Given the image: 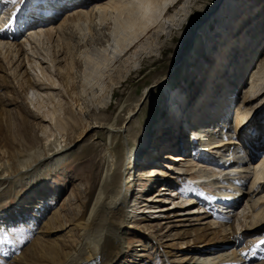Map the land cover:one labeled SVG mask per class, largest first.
<instances>
[{"label":"bare ground","instance_id":"obj_1","mask_svg":"<svg viewBox=\"0 0 264 264\" xmlns=\"http://www.w3.org/2000/svg\"><path fill=\"white\" fill-rule=\"evenodd\" d=\"M91 1L93 0L79 1L71 11L66 10L69 12L65 14V17L59 23L57 19L61 13L58 10L53 17L45 20L44 24L33 23L32 25L39 27L40 33H37V35L47 37L50 44L58 38L57 44L53 47L50 60V68L54 69L58 80L56 82L47 78L48 82H42L40 85L44 86V90L47 91L58 89L69 100L62 104V99L56 94V97L61 101L55 102L52 110L47 111L45 114L46 118L50 117L52 123L44 127H38V130L41 132L46 133L47 128L50 131L47 130L48 133H46L43 139H40L36 132L34 133V127L33 129L32 127H22L25 131L26 128L27 130L29 128L33 132L27 133V138H30V141L33 140L34 143L32 146L25 147L23 149L24 153L6 166L0 163V186H24L40 176L45 170L51 169L55 171L59 164L67 159L68 156H71L75 149H78L81 141H86L84 139L86 135L85 131L90 130L93 133L92 135L98 131H102L105 133L106 141L101 145L99 142L89 140L93 148L103 146L105 154L100 158L98 163H94L93 157L88 159L89 164L91 163V169L93 164H95L96 170H92V172L90 170V173H85L82 178L83 183H85L83 185H76L72 194L66 199L71 204H77L79 208L67 209L61 207L53 210V214L44 222L43 231H40L42 234L39 235L37 243L32 246L30 251H33L32 253L35 254L38 248L39 250L43 249L45 251L43 258L45 264H126L123 261L120 263V261L122 258H128L131 253L130 251L134 250L136 252V246L139 249L133 255L137 258L138 262L134 264L146 263L144 259L148 255V252L144 253L146 247L157 249L164 256L163 260L165 264H264V249L261 246L264 239L259 238L262 236V230L264 229V136L259 137L260 139L258 140L253 137L255 145H252L254 147L252 156H250L252 153L247 156L244 155L248 153L244 148L246 145L242 139V136H245L244 132L240 133V130H227V133L231 132L233 134L232 140H224L220 136L221 131L225 127L226 129L229 127L228 120L234 117V112H237L236 116L241 115V119H243L258 106L255 102H248L247 98L251 94L257 98V95L254 93L264 90V28L261 29L259 27L255 37H250L241 46H238V43L241 42L240 39L246 34L247 30H243V35H241L242 32L238 31V29H236L237 32L235 31L236 26L240 24L244 15V13L239 14L240 12L238 13L235 10V12L233 11L234 14L232 13L230 16L231 23L229 24L232 29L229 42H224L226 46L223 45L225 46L223 50L221 49V40L218 44L213 43L211 45V48L215 51V58L211 60L210 72L217 67L215 65L217 61V64L220 63L219 59H221V63L232 60V63H235V66H237H233L236 68L235 71H239L235 72L237 75L245 74V72L252 70V68L254 69L252 81L245 85L244 98L242 97L239 100V98L235 97L234 88L236 85L231 81V78L223 75L225 68L228 69V63L226 66H223L224 68L221 67L223 71L222 73L220 72L221 77L216 82L219 85L214 88L213 96H210L198 114L194 116L184 113L194 104V101L180 95L177 97L180 102H173L175 106V110L173 109L175 111L174 115L176 114L172 116L176 118L173 127H167L166 131L162 130L165 132L162 136L163 138L170 139L172 142L175 141V143L180 142L182 148H186L189 145L187 133H194L195 136H198L199 142L202 138L199 144L210 149V155H208L210 157L213 154L222 155L224 158L228 157L224 156L219 149L224 143L231 144V146L233 144L240 151L241 149L243 150L244 153L242 155L248 158V160H243L241 167L237 168V170L236 168L231 169L236 170V172L240 173L239 176L245 178L243 185L241 184L240 188L235 191L239 193L240 190H243L241 199H246L249 206V214L243 215L246 211L245 209L242 210L244 213L240 217L244 220L243 222L241 220L242 228L240 230L242 229V235L252 234L254 235L253 237H258V239L253 246L247 245L246 247L238 248L237 244L240 242L242 235L237 234L234 230L235 227L232 219L216 215L210 209H204L202 214L191 218L177 212L172 220L168 214H165L162 216L163 218H157L158 220L154 223L145 217L137 216V207L141 208L145 206L147 212H153L152 206H146L147 203H143L148 199L159 202L163 201V203L169 204L171 202L174 203L177 198L185 196L181 200L182 204L178 205L176 203L174 205V208L181 209L184 204L183 208H186L185 212L189 210L187 209L188 207L191 208L197 203L187 195L176 194L175 190L177 188H172L174 187L172 185L180 184L181 177L177 174L175 175L173 172L169 173L167 168L175 171H182L183 168L186 173L189 172L188 174L196 171L200 176L206 177L209 174L202 172V168L207 165L205 162H208L209 167L212 170L214 169L210 172V176L211 174L217 175L221 172L219 167L211 165L208 158L205 159L206 161H196L190 153L184 156L182 154L169 153L167 149L164 150L162 145L154 147L155 152H158V154L149 156L153 159H147L145 163L138 162L136 155L143 152L149 142V134L147 133V128L141 125L139 112H141V108L145 103L152 101L151 92L153 88L147 90L146 88L148 87H146L132 106L122 108V111L115 117L104 118L89 114L90 124L87 130H84L87 127H71V125L76 124V118L73 117L69 122L68 119L70 118L68 116H66L67 118L64 117V113H62V110L66 108L64 106L70 107L67 109L68 113L74 103H77L75 106H78L81 111L88 106L85 103L86 97H84V93L87 91H93L92 89H94L95 92H91L93 97L98 91L106 92V94L103 92L106 98L111 96V86H107L100 81L104 69L129 44L131 45L135 40H138L143 34H147L152 26L160 25L162 19L167 18V20L174 22L176 17L180 16L182 11L185 10L187 3V1L181 3L182 0H98L97 4L92 5L89 3ZM222 1L223 4L219 12H222L221 10L224 9V6L228 8L229 0H215L212 6L207 9L206 14L211 12L213 16L215 7L219 4L221 5ZM252 1L261 5V9L256 11V13L250 11L249 7L245 10L247 17H249V21L246 20L247 25L254 26L259 21L264 20V0ZM175 5H180V9L176 10L173 15L167 14L168 10ZM18 6L19 3L15 8L9 10L10 16L15 14ZM99 14L102 15L100 16L102 20H98L101 28H99L100 30L94 29L91 32V40H95L97 44L104 41L108 45L102 50L104 55L101 60L96 61L86 54V63L83 69H81L80 57L82 56L80 54V46L82 45V41L78 38L77 30H75L77 27L76 21L84 19L91 26L92 23L97 22V15ZM108 17L112 21V27L106 25V23L102 25ZM212 18L215 20L218 16L215 14ZM6 21H8V17H6ZM244 24L246 23L244 22ZM102 26L107 27L106 32L101 30ZM22 32V29H18L16 35H12L5 29H0V92L3 89L6 91V95H4V102L6 100V103L4 105H14L16 107L15 110L20 115L22 114V109L23 111L25 110V113L28 107L26 105L27 91L40 90L38 85L28 77V74L25 73L24 75V72H22V76L19 78V71L24 67V61L28 59V56L22 53V45L16 44L12 40ZM259 41L258 50L251 53L252 55L249 56L250 58L248 57V61L240 66L241 60L255 49ZM18 45L21 47H17ZM227 46L229 49L226 53L225 48ZM222 55L225 57L222 58ZM44 71H42L43 74H45ZM200 82H204L203 78ZM15 85L19 88L21 87L22 91L25 90V94L21 95L22 101L20 103L12 96L16 93L14 92L16 89ZM241 85L242 83L239 82L238 87ZM224 88L225 90H223ZM198 89H200V86L196 90ZM71 94H74V97ZM2 96L0 94V101L2 100ZM51 97V99L54 98L53 96ZM261 97V101H264V91L260 95ZM190 101L191 104L187 107L186 104ZM83 103H85L84 106H82ZM45 117H41V120H46ZM259 118L257 116L254 118L253 125L264 134V130L260 129L264 127V123ZM22 119V123L27 126V121ZM121 136L124 138L125 147H128L123 154L112 146V141ZM169 143L167 144L169 145ZM132 145L135 146L133 152H131ZM145 155L147 158L148 154L146 153ZM219 182L223 181L220 180ZM2 192L3 195H7V190H2ZM162 192L165 196L163 195L161 198H158L159 193ZM167 192L174 199L169 197L168 194L166 195ZM238 196L235 194H224L222 197H225V202L232 205L233 203H242ZM14 200L13 207L7 208V211L2 210L1 205L5 203H0V212L8 213L14 207H18L22 211V214L19 215L20 217H31L32 220H36L38 217L44 215L48 210L47 205H52L55 202V199L53 200L52 198L41 204L40 201H34L35 198H33L31 204L34 205V208L30 210L32 206L30 207L29 203L24 201L25 198L22 195H17ZM200 200L202 201V199ZM163 207L161 205L157 206L155 211L161 212L162 210L166 211L169 209ZM170 207L173 209L171 205ZM63 210L67 211L64 213ZM189 211L194 214L192 210ZM68 225L72 227L70 228L74 230V233L69 234V236L66 235V237L62 236L63 238L58 236V233L64 231ZM130 228H138L139 235L141 234L139 236L140 240H137L135 245H130V241L127 240L129 232H136L131 231ZM52 236L53 238L51 239ZM169 239H177L180 242L177 244H167L166 241ZM229 245L231 246L228 248ZM47 249L49 251L46 252ZM30 251L27 250L25 257L22 252L8 264H33L34 261L29 260V256H33ZM34 256L32 259H35ZM40 257L42 256L40 255ZM130 263L132 262L130 261Z\"/></svg>","mask_w":264,"mask_h":264},{"label":"rangeland","instance_id":"obj_2","mask_svg":"<svg viewBox=\"0 0 264 264\" xmlns=\"http://www.w3.org/2000/svg\"><path fill=\"white\" fill-rule=\"evenodd\" d=\"M185 1H187L185 5L187 9L185 8V10L182 11V14L176 17V20L174 22H172V20H167V18L162 19L160 25L152 26L149 30L150 32L148 31L147 34H143L142 36H140V38L138 40H135L131 45L129 44V46L119 56L115 57V59L112 60L109 66L104 69L103 76L100 77V81L107 86H111V96L106 98V95H103L104 91H98L93 97L91 92H95V90L92 89L93 91L90 90L84 93V97H86L85 103L88 106L82 111L79 110L78 106H75L77 103L73 104L69 113L67 112V109L70 107L64 106L66 107L64 110H62V113H64V117L67 118L66 116H68L70 118L68 119L69 122L73 117L76 118V124L71 125V127H87L84 130L89 129V114L101 116L104 118L115 117L120 111H122V108L132 106L140 97L146 87H148L146 88L147 90H149V88H153L151 92L152 101L145 103L141 108V112H139L141 125L147 128V133L149 134V142L148 145L145 146V150H142V154L139 153L136 156L139 163H145V161L147 160V158L145 157L147 148H156L157 146H161L162 142L166 140L162 137L165 133L163 131H166L167 127H173L176 119L175 117L171 116L173 118L172 119L168 111L166 110L167 103L165 101V93H168V91L172 90L173 87L177 89H180L182 87L177 92L178 95L175 97L177 98L178 96H180L181 92H183L181 96H184V98L188 97L189 100L194 101V104L192 103L193 105H191V107L184 113L189 115L195 114L194 116L198 114V112L206 104V101L209 100L210 96H213L212 94L215 91L214 88L219 85V83L216 84V82L221 77L220 74L223 71V66H226L230 62L232 63V60L221 63L222 61L221 59H219L220 63L217 64V61L215 63L217 67L212 69V72H210L211 69L209 68L211 66V60L215 58V51L213 48H211V45L213 43L218 44L221 40V49L223 50V47L226 46V41L229 40L230 32L232 29V27L230 28L231 25L229 24L231 23V14H234L235 10H237L238 13L240 12L239 14L244 13L240 24H238L235 28V31L236 29H238V31L242 32L241 35L244 34L243 30H247L246 34L243 35L240 39L241 42H239L240 44L238 43V46H241L243 42H246V40L250 39V37L254 35L253 33L256 34L259 30V27L262 26L261 24H264V20L259 21V24L257 23L254 26L247 25L246 20L249 21V17H247V13L245 12L246 8L249 7L250 11L254 13L261 9V5L256 2L253 3L252 0H229V7L226 8V6H224V9L221 10L222 12H219L223 4L222 1L221 5L219 4L215 7L214 15L216 14L218 16V18L215 20H213L212 18L214 16H212L213 13L210 12L209 14H206L207 9L212 6L215 0H182L181 3H184ZM98 2V0H93L89 3L95 5ZM66 5H69V3H67ZM75 7H72L71 9H69V11H71ZM180 7V5H175L173 8L171 7L168 10L167 14H175L176 10L178 11ZM59 11L61 13V15L59 14V16L61 17L58 16V23L63 20L65 14L69 12L66 10L64 12H62L61 10ZM100 16L102 15H97V22L95 21V23H92L91 26L89 25V22L85 21L84 19L76 21L77 27L75 28V30H77L76 32L78 34V38L80 39V41H82V45L80 46V54L82 56L80 57L81 69H83V66L86 63V54H88L92 59L96 61L101 60L104 55L102 50L106 45H108V43L105 44L104 41L100 44H97L95 43V40H91V32L94 31V29L100 30L99 28H101L98 21L102 20ZM111 22L112 21L108 17V19L105 20L102 25L106 23V25L112 27ZM244 22L246 24H244ZM101 30H103V32H106L107 27L102 26ZM247 32H249V37L246 39V37L248 36ZM37 33H40L39 29L38 31L36 30L34 32L31 31L24 33L17 40H12L14 43L22 45V53L28 56V59L24 61V67H22L19 71V78H21L22 72H24V75L25 73L28 74V77H30V79L38 85L40 90L36 89L34 91H27L26 105H28V107L25 113V110L23 111L22 109V117L19 113H17V111L15 110L16 107L14 105H4V103H6V100L4 102V95H6V91H4L3 89L0 92V94L3 95L1 97L2 100L0 101L2 102L0 105V163L4 164L5 166L8 163H11L12 160H15L19 156H21L24 153L23 149L25 147L32 146L34 143L33 140L30 141V138H27V133L30 134L33 132H31L29 128L28 130L26 128L25 131L22 129V127H32V129L34 127V133L36 132L38 137L40 139H43L46 136V133H48L49 129L47 128L46 133H44L39 131L38 127H44L45 125L52 123L50 117L46 118L45 114L47 113V111L52 110L55 102L57 103L58 100L61 101L60 99H62V104L69 100V98L64 96L58 89L47 91L44 90V86L40 85L42 82H48L47 78L49 80H55L56 82L58 80L54 69L50 68V60L53 53V47L57 44L58 38H56L53 43L50 44L47 37L41 35L39 36V34L37 35ZM15 38H17V36ZM20 45H18L17 47H21ZM228 49L229 48L227 46L225 48L226 53L228 52ZM223 57L225 56L222 55V58ZM234 64L235 63H232V67L235 66ZM41 70H45V74H43ZM235 72L237 73L239 71ZM202 78L204 82L201 83L200 81L202 80ZM198 80L200 81L197 82ZM16 85V89L14 90V92L16 93H14V95L12 96L18 101V103H20L22 101L21 95L23 96L25 94V90L22 91L21 87L19 88ZM199 86L200 88H202V91L199 95L196 96L195 99H192L190 95ZM244 89H246V87ZM223 90H225V88ZM51 92H53L54 95L51 94ZM56 94L60 99L56 97ZM104 94H106V92H104ZM72 95L74 97V94H71V96ZM51 96H53L54 98L51 99ZM239 100H241V98H239ZM85 103H83L82 106H84ZM168 106L170 111L175 108L174 104H168ZM41 117H45L46 120H41ZM20 118H23L22 120L25 119L27 121V126L22 123ZM85 132L86 135L84 139H86V141H81V143H79L80 145L78 146V149H75L74 153L71 156H68L67 159L59 164L55 171L51 169L45 170L40 176L24 186H0V203H5L1 205L2 210L4 211H7V208L13 207L12 205H14L15 202L14 198H16L17 195H22L25 198L24 201H27L30 207L32 206L30 210L34 208V205L31 204V202H33V198H35L34 201H40L41 204H43V202L47 201L48 199H55L54 204L47 205L48 210L44 213V215L38 217V219L36 220H32L31 217H20L19 215L22 214V211L21 208L19 209L18 207H14L13 210L8 213L0 212V216H2L0 218V262L2 264H8L10 261L14 260L17 256L20 255L17 253L14 254L15 256H13V254H10V251L16 249L18 245L19 253L23 252L24 257L26 256L27 250L30 251L32 249V246L37 243L36 241H38L37 239L39 238V235L42 234L40 231H43L44 222H46L49 216L53 214V210L59 209L61 207H65L67 209L79 208L77 204H71L67 202L66 199L69 198L68 196L72 194L73 189L76 187V185H83L85 183H83L82 181L85 173H90V170L91 172L92 170H96L95 164H93V167L91 169V163L89 164L88 159L93 157L95 160L94 163H98V161H100V158H102V156L105 154V152L103 151V146L93 148V146H91V142L89 141L91 139V141L99 142L101 145H103L106 141L105 133H103L102 131H98L96 134L92 135L93 133L90 130ZM87 136H90L91 138H88ZM242 139L247 140V137L242 136ZM253 140L255 141L254 138ZM167 143H169V141ZM167 143L165 144L168 145ZM244 144L246 145L245 141ZM133 145L131 147V152H133V148H135V146ZM252 145H255V142ZM252 145L249 148H247V146L244 147L248 152L246 153L245 151V156L252 153V150L254 149ZM112 146H114L116 150L121 151L122 154L125 153L126 148H128L125 147L126 145L124 144L123 136L112 141ZM241 153H244L242 149ZM252 155L253 153L250 154V156ZM245 156L242 155V161L248 160V158H245ZM181 183L183 184L180 185V191L182 192H187L188 190L192 192H196V190L201 191V189L188 186L184 182ZM224 185L229 186L230 189H235L238 187V184H236L235 180H230L228 183H223V186ZM215 187H217V184L216 186H214V188ZM2 190H7V195H3ZM220 190V192L227 191H224L222 189ZM168 192L166 193V195L168 194L169 197L174 199L171 195H169ZM209 192L211 191L209 190ZM216 194H220L219 191H217ZM163 195L165 196L163 192L159 193L158 198H161ZM153 196L155 197V195ZM29 198L31 199L28 200ZM242 200L243 199H241V201ZM143 203H147L146 206H152L153 212H147L145 206L141 208L137 207V216L152 220L151 222L153 223L158 220L157 218H163L162 216L165 214H168L172 220L174 219V215L177 212L189 218L201 214L198 212L199 206L196 204V207L194 209H191L193 206L191 208H187L189 210H192L194 214L190 213L189 210H186L185 212L184 210L186 208H183L184 204L182 205L181 209L174 208V205L176 203L178 205L183 203L182 201H179L177 199L174 201V203L171 202L169 204L153 199H148ZM160 205L169 209H167L166 211L162 210L161 212L155 211V209H157V206ZM170 205L173 207V209H171ZM241 206H247L245 199L242 202ZM248 209L249 206L245 209V211ZM65 211L67 210H63L64 213ZM241 220L243 222L244 219L240 218L236 220L235 231L237 234L242 235V229L240 230V228H242ZM68 227L64 231L58 233V236L66 237V235L69 236V234L74 233V230L71 229L72 227L70 225H68ZM137 229L130 228L131 231H136L132 233L129 232V234L127 235V240L130 241V245H135L137 243V240H140L139 236L141 234L139 235V231ZM243 236H245V238L240 247H242L247 242L254 241V239L250 237L254 236L252 234L242 235V238ZM52 238L53 236L51 237V239ZM242 238L240 237V241L242 240ZM178 242H180V240L177 239H169L166 241L167 244H177ZM230 246L231 245H229L228 248ZM138 249L139 247L136 246L137 251ZM47 251L49 250L47 249L46 252ZM137 251H130L131 253L129 257L126 259L122 258L120 263L122 261L126 264H134L135 262H138L137 258L133 255L137 253ZM30 252L32 253L33 251ZM44 252L45 251L43 249L39 250L38 248L37 253H32L33 256L35 255V259H32L33 256H29V260L32 262L34 261L33 264H45L43 261ZM145 252H148L147 257H144L146 262L145 264H165V261L163 260L164 256L161 255V253L157 249L146 247L144 253ZM158 254H160V257L158 256ZM36 255H38L39 257ZM40 255L42 257H40ZM130 261L132 263H130Z\"/></svg>","mask_w":264,"mask_h":264}]
</instances>
